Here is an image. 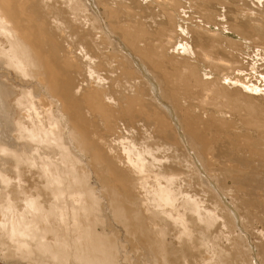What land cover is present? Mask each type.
Returning a JSON list of instances; mask_svg holds the SVG:
<instances>
[{"label":"bare ground","instance_id":"1","mask_svg":"<svg viewBox=\"0 0 264 264\" xmlns=\"http://www.w3.org/2000/svg\"><path fill=\"white\" fill-rule=\"evenodd\" d=\"M239 1L0 0V257L138 264L123 247L145 264L187 263L167 240L172 228L179 244L211 252L196 264L232 252L254 264L227 201L236 189L212 168H229L236 154L243 171L246 161L264 164V71L248 49L264 50V0H250L257 11ZM14 107L23 114L12 117ZM119 108L125 127L109 136ZM221 222L229 252L196 237L198 224L207 234Z\"/></svg>","mask_w":264,"mask_h":264},{"label":"rangeland","instance_id":"2","mask_svg":"<svg viewBox=\"0 0 264 264\" xmlns=\"http://www.w3.org/2000/svg\"><path fill=\"white\" fill-rule=\"evenodd\" d=\"M239 2H241L244 8H249V9H253L254 11H257V9H262L261 5L255 2H251L250 0H240ZM225 10L228 9H232V6L230 4H226L225 3ZM258 6V7H256ZM105 16V15H103ZM230 17V20L227 18ZM233 16L228 15L227 17L225 16L222 20L223 21H232L233 20ZM103 21L105 23H107V21L105 20V18H103ZM235 39H240V36L235 35V37L233 38ZM177 36L174 39V43H177ZM257 43L261 44L260 41H257ZM251 45V44H250ZM263 46V45H262ZM261 45L257 47H254L253 45L249 46V50L251 49L252 51L254 50L255 53H253L250 50V53L252 54V56L254 55V57L256 56V58H258V62H259V66H261V71H264V59H262L264 57V55H262L264 53V50L262 48ZM260 52V53H259ZM261 57V58H260ZM99 71L101 72H107L109 70H107L108 66L106 63H104L103 61H97L96 62ZM0 67L5 68L4 64H1ZM258 77V75H257ZM251 80H256V82H258V79L251 75L249 77ZM256 78V79H255ZM249 79V80H250ZM259 79H261V86L263 87L264 84V78L261 75V77H259ZM247 80V81H249ZM255 81H253L254 83ZM18 89H16L17 91ZM253 92H251L250 94H252ZM257 96V95H256ZM259 96V95H258ZM262 96V95H261ZM264 96V95H263ZM20 97V90H18L14 95H11V100L10 103L13 104L15 102V100H17ZM195 100H193L194 102ZM257 102H259L260 104L263 105L264 100L263 98L256 100ZM17 112H21V114H23L22 111H20L19 109H17V107H14V112L10 113L11 116H17ZM126 124V120L124 117V113L121 111V109H117L116 112L110 116L109 118V125L113 128V130L109 133V136H111L115 131H119L121 129H123L125 127ZM133 127L132 129L134 130L136 126H140L141 125V121L137 120L134 121L133 123ZM13 128V118H11V122H10V134H8V136H10V138H14V132L12 130ZM4 129V128H3ZM6 132V130L4 131ZM130 133V132H129ZM133 134H135V131L133 132ZM2 134V133H1ZM210 145L213 146H219L217 144H220L222 141V138L219 135L213 136L211 138L207 139ZM231 140L233 142V144L236 143V138L233 137V135L231 136ZM11 142V141H10ZM243 142V141H242ZM245 149L247 153H249L250 157H252L253 159H257L256 154L259 151L258 147H254L253 144L250 145H244ZM254 149V153H251V149ZM186 150L188 153L193 152L192 149H188V147H186ZM193 158H196L194 156H192ZM235 157H238V154H236ZM230 158V163L232 161V163L230 164V167L227 168L226 165H220V164H215L212 166V168L214 169L215 174H218V178L220 181L226 183L227 185H232L236 190L232 191V197L233 200L229 201L227 199V201L229 202L228 204L231 206L232 209H235L237 214L235 217V224L237 229L241 232V233H246L247 235V242L248 245L250 247V252H249V256L250 259L253 258L254 260V264H258V262H261L260 264H264L263 261L259 260V256L257 254V252L259 253V255L261 256L262 260H264V248L263 249H258L254 248L253 244H256L255 247L258 246L259 243L264 242V164H260L258 162H256L254 160V162L251 161H246L243 163V166L245 167V171L242 170V167L238 161L237 158ZM241 160V159H240ZM242 161V160H241ZM184 167V166H183ZM165 168L168 170L173 171L174 173H180V171H182V168L179 165H169L166 166ZM184 169H186V167H184ZM193 179H197L196 175L193 177ZM193 180V182L195 181ZM192 182V181H191ZM98 184V183H97ZM96 184V185H97ZM210 188L214 189L216 192L215 194L217 196L220 197V200L223 199V197L220 195V192L218 190H216V186L213 183L208 184ZM212 195V194H210ZM209 198V197H207ZM253 205L254 209L252 208H248L247 212L242 213V210L244 208V206H250ZM240 210V211H239ZM244 216V219H247L250 222V226L246 229H242L240 227L239 223H242L244 226V222L242 221V216ZM222 220V218H220ZM225 226H223V222H221L220 224H215L214 226H212L207 234H204V230L203 227L201 226V224L197 225L196 228V237L199 241H203L211 243L213 241H217L219 243L220 246H222L223 248H225L226 252H229L231 250L230 244L229 242L223 237L218 239V236L220 235V232L223 231L225 232ZM122 228V226L120 224L114 223V227H110L109 229H119ZM246 232H244V231ZM260 230H262L260 232ZM260 233V234H259ZM226 235V234H225ZM167 240L173 242L174 246L176 247L177 251H182V255L186 256L187 259V263H185L181 258L177 259V264H196L197 261H201L203 259V257L206 258H212L211 256V252L207 250V247H199L198 251H194V250H189L188 248H186L185 246L179 244L177 242V240L174 237V230L172 228H170L169 234H167ZM205 238V239H204ZM253 245V246H252ZM260 245V244H259ZM121 250L124 252H127L130 255V257L133 258V260L138 261V264H145V262L143 261V257H138L137 254L132 253L130 251V249H123V247H121ZM211 250V248H210ZM231 255L233 256L232 258H228L225 262H222V264H241V260L237 257L234 258V254L233 252L231 253ZM145 260L149 261L147 263H151L152 262V257L149 253V248L147 253L145 254ZM0 264H17L14 262L9 261V259H4L2 257H0ZM216 264V263H215ZM219 264V263H217Z\"/></svg>","mask_w":264,"mask_h":264}]
</instances>
